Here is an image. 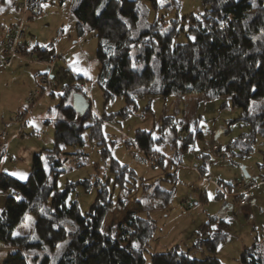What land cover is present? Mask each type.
I'll return each mask as SVG.
<instances>
[{"label": "rangeland", "instance_id": "obj_1", "mask_svg": "<svg viewBox=\"0 0 264 264\" xmlns=\"http://www.w3.org/2000/svg\"><path fill=\"white\" fill-rule=\"evenodd\" d=\"M160 1L154 7L149 0H142L147 21H175L179 33L173 43L186 41L180 31L183 18L200 12L202 0ZM72 2L40 0L36 13L28 10L22 22L26 49L12 58L10 66H0V172L21 181L27 178L33 155L54 146V107L64 87L83 81L93 114L85 124L99 120L100 135L93 136L90 127L84 129L80 149L85 155L78 157L81 164L68 157L65 170L58 173L57 188H68L67 201H76L85 213L99 190H104L112 206L103 221L105 231L121 219L124 208L150 217L155 228L144 250L146 264L152 253L173 246L181 251L190 249L192 257L205 256L204 248L192 246L198 228L209 221L211 227L227 234L218 243V259L222 264H239L244 247L254 241L264 246V137L256 135L252 150L245 154L229 147L241 133H248L249 127L237 119L240 109L227 97L140 96L129 106L122 96L105 100L97 82L98 38L93 30L77 34ZM13 3H0V33L23 15ZM42 48L50 59L53 56L55 67L51 70L47 65L50 59L38 58ZM30 50L35 51L37 60H27ZM39 72L48 74V82L40 81ZM164 116H171L169 124L177 127L176 135L168 131L166 140L155 142L152 158H147L135 143L136 130H152L156 139ZM213 146L227 150L224 160L210 151ZM158 157L162 162L151 161ZM154 186L171 191L168 203ZM6 194L0 189V213ZM214 216L217 219L213 221ZM27 217L30 219L18 224L17 233L32 234L33 219ZM66 243L61 241L60 247L43 251L49 264L61 256ZM10 251L0 245V264Z\"/></svg>", "mask_w": 264, "mask_h": 264}, {"label": "trees", "instance_id": "obj_2", "mask_svg": "<svg viewBox=\"0 0 264 264\" xmlns=\"http://www.w3.org/2000/svg\"><path fill=\"white\" fill-rule=\"evenodd\" d=\"M149 1L159 6L158 0ZM11 2L0 0L2 6ZM39 2L32 12L38 11ZM141 3L73 0L71 4L77 34L93 30L98 38L97 82L104 99L122 96L129 106L140 96L227 97L240 109L237 119L249 127L229 147L238 148L241 154L251 151L256 135L264 137V0H202L200 12L183 18L180 31L186 41L176 43L173 37L179 30L175 21L148 22ZM38 56L42 60L51 57L44 48ZM77 94L83 95L76 83L64 87L54 107V146L33 155L27 178L21 181L0 172V189L7 191L0 213V245L11 249L2 264H49L43 251L55 249L64 240L67 243L54 264H146L144 250L155 228L150 217L124 208L121 219L105 231L103 221L112 206L104 190L81 213L76 201H67L68 188H57L56 177L65 170V160L74 157L81 164L78 157L85 155L80 149L84 129L90 127L93 136L100 135L99 120L85 124L93 114L90 105L84 110L76 107ZM170 120L171 116L163 117L156 139L152 130H136L135 143L147 158H152L154 143L164 142L168 131L176 135L177 127ZM217 147L219 151H210L218 156L222 149ZM224 152L221 160L226 158L227 150ZM151 161L160 163L162 158ZM154 188L168 203L171 191ZM27 215L33 219L32 234L15 235ZM216 219L214 216L213 221ZM196 236L192 247L204 248L205 256L192 257L190 249L173 246L152 253L148 264H222L216 250L227 234L211 227L209 221L198 228ZM263 248L258 241L244 247L239 264H264Z\"/></svg>", "mask_w": 264, "mask_h": 264}, {"label": "built area", "instance_id": "obj_3", "mask_svg": "<svg viewBox=\"0 0 264 264\" xmlns=\"http://www.w3.org/2000/svg\"><path fill=\"white\" fill-rule=\"evenodd\" d=\"M37 1L38 0H16L15 5H17L18 8H20V12L23 15H21V19L12 23L11 26L6 31L0 33V66H4V67L10 66L12 62V58L17 56L20 51H24L26 49L25 44L22 42L23 35H24L23 29H22V22L24 21V17L26 15L25 13H27L28 10H30L34 5H36ZM27 55H28L27 56L28 61L37 60L35 59L34 50L28 51ZM47 62H48L47 65L49 66L50 70L55 67L53 56ZM40 81L48 82V74L47 73H43L42 75L40 74ZM77 87L81 89L85 100L89 103L90 98L87 95L85 82L83 81L78 82ZM211 149L214 151H219L217 146H213ZM224 153H225L224 150L219 152L218 154L219 160L224 158L225 156ZM243 203L244 201L241 200L240 204H243Z\"/></svg>", "mask_w": 264, "mask_h": 264}, {"label": "water", "instance_id": "obj_4", "mask_svg": "<svg viewBox=\"0 0 264 264\" xmlns=\"http://www.w3.org/2000/svg\"><path fill=\"white\" fill-rule=\"evenodd\" d=\"M75 105L79 109H86L89 105V103L85 100L84 96L81 94L75 95Z\"/></svg>", "mask_w": 264, "mask_h": 264}, {"label": "snow or ice", "instance_id": "obj_5", "mask_svg": "<svg viewBox=\"0 0 264 264\" xmlns=\"http://www.w3.org/2000/svg\"><path fill=\"white\" fill-rule=\"evenodd\" d=\"M11 2V0H9V3ZM44 7H47V5H43ZM193 39H195L194 37H193ZM12 175H18V176H20V178L21 179H25L26 178V175L25 174H19V173H13ZM212 197H211V194H209V199H211ZM26 219H30L29 217H25ZM15 235H19V233H15ZM57 247H60V245H58Z\"/></svg>", "mask_w": 264, "mask_h": 264}, {"label": "crops", "instance_id": "obj_6", "mask_svg": "<svg viewBox=\"0 0 264 264\" xmlns=\"http://www.w3.org/2000/svg\"><path fill=\"white\" fill-rule=\"evenodd\" d=\"M14 4H15V3H14ZM14 4H13V5H14ZM24 44H26V43H24ZM36 63H37V62H36ZM41 73H42V72H39L38 75H40Z\"/></svg>", "mask_w": 264, "mask_h": 264}]
</instances>
